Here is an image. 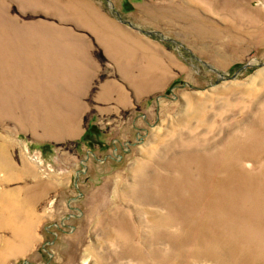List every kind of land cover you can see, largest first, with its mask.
I'll return each instance as SVG.
<instances>
[{
	"label": "rangeland",
	"instance_id": "obj_1",
	"mask_svg": "<svg viewBox=\"0 0 264 264\" xmlns=\"http://www.w3.org/2000/svg\"><path fill=\"white\" fill-rule=\"evenodd\" d=\"M262 150L264 0H0V237L18 171L64 185L0 264H264Z\"/></svg>",
	"mask_w": 264,
	"mask_h": 264
},
{
	"label": "crops",
	"instance_id": "obj_2",
	"mask_svg": "<svg viewBox=\"0 0 264 264\" xmlns=\"http://www.w3.org/2000/svg\"><path fill=\"white\" fill-rule=\"evenodd\" d=\"M80 135L81 134L78 136L75 135L71 138L75 139L78 137L80 139ZM46 141L54 142V140L48 138ZM47 143L51 144L49 142ZM40 151L39 154H34L40 157L42 155ZM69 161L70 158H68V161L62 159L63 166H67L65 163H69ZM18 172H20L23 176L16 177L17 175H15L14 177H11L16 178L17 181L13 184L18 183L16 185L18 187L15 186L16 188L13 191L5 194L7 196L4 198L2 208H11L12 206L14 207L19 204L23 209V213L20 215L16 214V212L7 214L6 234L0 237L1 263H6L9 260L24 258L31 251H33L36 246L45 243L49 244V242H53L55 240L54 238L52 241L50 240L44 242L43 239H40L39 227L42 223L45 224L46 217L42 215V211L39 210V206L48 198V194L56 191V188H64V185L60 186V182L57 179L58 177L47 179L50 180L49 183H47L44 181V178L37 177L36 179V177H34L35 175L32 176L30 171L24 172L21 170ZM68 172L70 174V171ZM12 210H14V208ZM48 231L50 233H54L55 235L57 234V231H53V229H49Z\"/></svg>",
	"mask_w": 264,
	"mask_h": 264
},
{
	"label": "bare ground",
	"instance_id": "obj_3",
	"mask_svg": "<svg viewBox=\"0 0 264 264\" xmlns=\"http://www.w3.org/2000/svg\"><path fill=\"white\" fill-rule=\"evenodd\" d=\"M229 180L231 179H228V181ZM229 184L234 185V180L230 181L228 185ZM163 194H164V200H162V205L164 206V208H167L171 212H173L174 216L177 219V217L180 215V198L177 196V193L173 191V186L167 192H163ZM166 194L168 195V197L166 196ZM206 200L209 205L210 203L209 198H206ZM227 215L230 216L232 219H236V216L243 217L241 216L242 213L239 212V210L230 208L227 202V198L222 201L215 202L214 212L212 211L206 212L204 217H202V219H199L197 215L196 216L194 215V217L191 218L190 220L184 219L185 220L184 232L186 234L184 235V232H183L182 239L180 238V232L176 236H172L174 244L176 245L177 248H181V245L186 244V242H192L193 240L194 242H197L198 239H194V238L206 236L205 226L213 224V223H215L216 226L232 228ZM238 219H241V218H238ZM144 238L145 237H143V242H144ZM200 240L203 241L204 239L201 238Z\"/></svg>",
	"mask_w": 264,
	"mask_h": 264
}]
</instances>
